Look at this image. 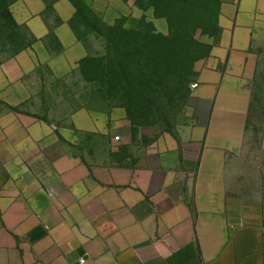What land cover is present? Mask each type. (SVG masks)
<instances>
[{"label": "crops", "instance_id": "1", "mask_svg": "<svg viewBox=\"0 0 264 264\" xmlns=\"http://www.w3.org/2000/svg\"><path fill=\"white\" fill-rule=\"evenodd\" d=\"M215 1L185 122L156 149L27 154L0 186V264H264V0Z\"/></svg>", "mask_w": 264, "mask_h": 264}, {"label": "rangeland", "instance_id": "2", "mask_svg": "<svg viewBox=\"0 0 264 264\" xmlns=\"http://www.w3.org/2000/svg\"><path fill=\"white\" fill-rule=\"evenodd\" d=\"M188 1L14 0L10 19L0 16V186L25 171L31 152L49 162L72 151L85 163L156 149L157 137L175 134L195 63L210 52L200 39L214 37L203 13L212 0H198L203 28L187 37L179 23ZM154 31L171 33L169 43H153ZM181 40L196 46L191 54ZM252 85L264 87V55Z\"/></svg>", "mask_w": 264, "mask_h": 264}, {"label": "trees", "instance_id": "3", "mask_svg": "<svg viewBox=\"0 0 264 264\" xmlns=\"http://www.w3.org/2000/svg\"><path fill=\"white\" fill-rule=\"evenodd\" d=\"M14 0H0V16L5 17L7 19L9 18V7L11 5V3ZM198 0H189L188 3H185L184 8H183V17H184V22H180L179 24L183 25V28L185 31L188 30V34L187 37L191 38V34L190 32L196 31L197 29L200 28V24L199 22H195L196 20H198L195 14V8H197L198 5ZM217 2L215 0L210 1V3L207 5L206 9L203 10V12L205 11L206 14H210L211 11L213 10V8L216 6ZM211 18L213 19L212 15ZM211 19V22L213 21ZM191 24H194V26L192 27ZM182 29V28H181ZM170 35L171 33L167 32V33H160L158 31H154L151 34L152 37V42L157 44V46L160 47V43H164L167 42L169 43V39H170ZM188 40H181V42L179 43H183V49L185 48V51H187V53L191 54L193 51V47L192 43L187 42ZM162 46V45H161Z\"/></svg>", "mask_w": 264, "mask_h": 264}, {"label": "built area", "instance_id": "4", "mask_svg": "<svg viewBox=\"0 0 264 264\" xmlns=\"http://www.w3.org/2000/svg\"><path fill=\"white\" fill-rule=\"evenodd\" d=\"M196 85H197V84H192V87H195ZM116 139H118V136H116ZM80 262H81V263H83V262H84V260H83V259H81V260H80Z\"/></svg>", "mask_w": 264, "mask_h": 264}]
</instances>
